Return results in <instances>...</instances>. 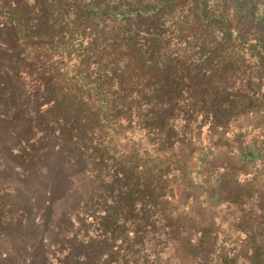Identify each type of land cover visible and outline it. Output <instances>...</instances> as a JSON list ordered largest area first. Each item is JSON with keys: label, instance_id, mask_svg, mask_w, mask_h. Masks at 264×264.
Here are the masks:
<instances>
[{"label": "rangeland", "instance_id": "obj_1", "mask_svg": "<svg viewBox=\"0 0 264 264\" xmlns=\"http://www.w3.org/2000/svg\"><path fill=\"white\" fill-rule=\"evenodd\" d=\"M163 1L0 0V201H8L22 212L14 214L19 218L11 225L0 226V261L4 264H59L70 256L79 236L90 231L86 213L100 197L116 196L111 180L107 190L103 188L106 179L99 175L100 153L141 157L143 163L163 154L166 161L152 162L153 168L167 171L172 183L171 173L193 181L191 185L179 182L174 189L171 183L165 189L171 195L167 198L170 211L142 232L140 246L126 254L128 264H248L253 248L250 239L264 243V151L255 164L241 157L247 145L264 147V0H203L209 14L223 22L224 33L228 27L237 31L229 34V43L220 45L223 60L245 51V62L258 64L259 72L249 77L246 92L220 93L207 99L193 117L181 121L178 127L183 131L177 136L169 130L148 131L140 118L145 107L122 101L107 85L113 68L102 73L90 69L85 80L76 77L79 64L74 58L96 33L98 43L107 50L119 43V49H141L143 53L149 45L145 30L152 38L163 36L161 25L147 28L152 13L159 15L157 22L163 19L167 29L191 8L185 2L200 0H172L158 11L141 10ZM107 13V22L99 18H106ZM88 15L92 19H86ZM73 22H79L76 30ZM20 28L38 29L53 37L50 48L59 49L51 58L55 71L61 74L64 86L76 85L71 92L54 87L41 93L42 101L30 105L36 109L45 100L54 101L57 111L56 124L31 161L23 156L21 141L29 131L26 112L32 117L33 108L15 105L6 83L19 54L16 36ZM81 31L83 36H79ZM170 37L173 41L160 52L178 57L176 47L184 44L176 40V32ZM211 38L207 34L205 42ZM29 79L25 78L26 85ZM216 168L258 185L253 201L257 208L250 215L240 217L235 205H215L204 199L194 181L199 176L211 181L210 170ZM242 220L249 226L236 235L232 226Z\"/></svg>", "mask_w": 264, "mask_h": 264}, {"label": "trees", "instance_id": "obj_2", "mask_svg": "<svg viewBox=\"0 0 264 264\" xmlns=\"http://www.w3.org/2000/svg\"><path fill=\"white\" fill-rule=\"evenodd\" d=\"M171 1L164 0L160 5L142 7L141 10L154 8L158 11L170 6ZM184 4L187 7L191 5L190 9H196L197 12L186 8L187 13L174 24H169L167 29H164L163 19L161 23L157 22L159 15L152 13V17L147 19V25H150L147 28L156 29L161 25L160 34L163 36L160 39L152 38L149 30H145L149 33L145 39L149 45L143 53L141 49H119V43L107 50L98 43L99 35L96 33V38H91L85 46L80 47L81 55L74 58L75 63L79 64L76 77L81 80L87 78L90 69L102 73L106 68H113L110 78L106 79L107 85L122 101L128 100L145 107L140 118L151 133L169 130L170 134L179 135L183 131V128L178 127L181 121L193 117L207 99H215L220 93L246 92L250 85L249 77L259 72L258 64L250 66L245 62V51L234 54L232 60H223L226 57L220 45L227 43L229 34L237 31L228 27L224 33L223 22L209 14L207 2L200 0ZM108 16L107 13L106 18L103 15L99 18L107 22ZM86 19L92 17L88 15ZM78 23L73 22L75 30L79 27ZM174 32L178 34L176 40L184 46L176 47L180 49L178 57L165 56L160 51L171 44L173 38L167 36H173ZM207 34L212 37L208 43L205 42ZM83 35L81 31L79 36ZM16 39L19 54L10 69L11 79L6 83L8 89H12L15 105L33 108L32 117L22 110L29 118L28 134L21 141L24 145L23 156L31 161L37 157L44 136H48L56 124L57 111L54 101L45 100L36 109L30 105L42 101L41 93H48L54 87L68 88L71 92L76 85L71 83L64 86L61 83L63 78L55 71L57 67L51 61L53 51L59 50L50 48L53 40L51 35H47V32L42 35L38 29L20 28ZM234 48L239 51L238 47ZM80 67L84 69L80 70ZM26 77L30 78L27 85L24 83ZM261 151H264V147L260 150L255 145H247L243 147L241 157L255 164L261 157ZM97 157L102 166L99 175L106 179L103 188L107 190L111 180L116 192L115 199L106 194L86 213L85 218L91 223L90 231L79 236L70 256L64 257L59 264H128L126 254L130 248L140 246L142 232L150 229L153 223L170 211L171 205L167 198L170 199L171 195L165 189L172 183V177H167V171L152 167V162L166 161L167 156L156 155L147 163H143L141 157L126 158V155L116 157L100 153ZM256 173L262 172L256 170ZM170 175L174 176L172 189L179 182L186 185L193 182L185 176ZM200 178L194 182L201 188L205 200L215 205H235L240 217L250 215L252 209L257 208L253 201L259 193V187L252 181L239 179L232 172L217 169L210 170V183ZM254 181L257 183L256 179ZM208 189L212 190L210 194L207 193ZM16 212L22 213L12 203L0 201V226L11 225L10 222L17 220L18 215L13 217ZM245 226H249L246 220L238 221L231 230L237 235L245 230ZM250 242L253 248L248 264H264V243L254 238ZM0 264L4 263L0 261Z\"/></svg>", "mask_w": 264, "mask_h": 264}, {"label": "crops", "instance_id": "obj_3", "mask_svg": "<svg viewBox=\"0 0 264 264\" xmlns=\"http://www.w3.org/2000/svg\"><path fill=\"white\" fill-rule=\"evenodd\" d=\"M228 155H230L229 153H228ZM215 161V160H214ZM217 169V168H216ZM219 170H227V169H219Z\"/></svg>", "mask_w": 264, "mask_h": 264}]
</instances>
